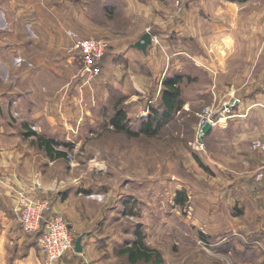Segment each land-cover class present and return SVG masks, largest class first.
<instances>
[{"label":"crops","instance_id":"0c3cea01","mask_svg":"<svg viewBox=\"0 0 264 264\" xmlns=\"http://www.w3.org/2000/svg\"><path fill=\"white\" fill-rule=\"evenodd\" d=\"M68 2L71 4L70 0H0V77L12 76L10 82L0 81V264H46L41 234L27 232L20 219L17 205L23 193L52 198L54 211L66 218L75 241L82 236L81 251L74 247L53 264H124L125 259L116 258L133 246L123 245V238L131 234L128 229H110L105 195L85 196L75 166L79 162L71 163L68 152L58 149V144L47 149L41 140L53 139L74 147L89 130L99 131L109 94L114 99L120 98L121 92L129 96L126 106L130 114L129 105L138 101V89L150 88L152 83L145 75L153 69L139 65L140 61L148 63L141 49L119 46L113 39L102 75L87 84L82 71L66 62L76 54L68 30L74 24L78 27L75 31L87 37L91 31L79 27L98 22L83 10L71 20L72 8L67 12L69 4H65ZM120 2L110 0L109 11L118 9ZM38 3L35 18L31 11ZM164 8L166 15H172L168 7ZM190 8L197 16L200 32L206 33V56L218 57L224 64L218 89L227 90L231 96L235 91L238 96L234 101L229 98L231 103L226 106L231 113L220 118L206 137V167L218 170L220 185L235 188L229 190L230 194L236 191L239 195V187L250 193L245 201L252 213L244 206V197H237L233 201L242 200V205L230 208L235 217L230 216L240 225L229 221L230 226L243 228L244 217L249 215L259 227L264 224V176L257 181L255 175L264 166V159L259 151L252 150L251 141L264 135V0H196ZM121 9L127 18L134 13L127 1ZM148 15V21L160 20L155 11ZM195 20L187 25L190 33L197 31ZM118 54L124 56L125 66L115 60ZM136 57L138 63L133 60ZM151 62L157 70L156 63ZM166 106L163 112L168 110ZM245 222L247 229L249 222ZM141 261L144 259L131 264Z\"/></svg>","mask_w":264,"mask_h":264},{"label":"rangeland","instance_id":"374dc122","mask_svg":"<svg viewBox=\"0 0 264 264\" xmlns=\"http://www.w3.org/2000/svg\"><path fill=\"white\" fill-rule=\"evenodd\" d=\"M70 1L71 4H65H69L67 12L72 8L71 20L75 19L74 15L79 17L81 10L88 18L94 17L97 25L82 24L79 28L91 31L87 37L108 39L110 51L113 39L119 46L132 47L145 33L152 34V43L146 51L141 50L147 54L148 63H139L153 69L147 70L148 75H145L152 84L149 89H138L135 95L138 101L129 105L131 113L126 106L129 96L121 92L120 98L114 99L109 94L105 100L106 117H102L99 131L89 130L74 147L67 142L57 143L58 149L68 152L71 163L79 162L75 166L82 177L85 196L105 195L109 205L106 213L111 215L110 229L131 232L128 238H123V245L134 246L137 242L151 249L160 248L163 264H264V224L259 226L262 229H257V221L249 219V215L244 217L241 229H233L229 223L240 225L231 218L235 216L230 208L242 205V200H233L244 197L245 201L250 193L239 187L236 188L239 195H235L236 191L230 194L229 190L235 188L220 185L218 170L206 168L209 167L206 137L210 133H203L209 119L206 109H213L217 124L220 118L231 113L230 106H226L231 103L229 98L234 101L238 96L235 91L231 96L227 90L218 89L219 71L224 64L218 57L206 56V33L200 32L197 16L190 8L196 0H120L122 3L114 12L109 11L110 0ZM126 1L134 12L130 18L121 12V5H126ZM164 5L172 15H166ZM258 6L262 7V2ZM39 7L40 3L31 11L35 18ZM60 7L63 8V4ZM187 10L189 15L185 13ZM151 11L159 14L156 15L159 21H148ZM85 15L82 17L86 18ZM193 19L196 33H190L187 26ZM262 19L264 27V10ZM183 26L185 29H181ZM69 27L73 31L78 28L74 24ZM178 29L184 30L188 37ZM116 56L115 60L125 66L124 56ZM69 58L67 64L81 72L76 54ZM133 60L138 63V57ZM10 77L1 76L0 81L10 82L11 74ZM173 77L179 78L175 83L180 90L179 101L174 103L171 116L153 132L159 115L157 119L151 118H154L153 113L162 114L163 94L170 88L166 80ZM84 79L87 84L92 81ZM119 107L124 110V121L129 129L120 130L111 122ZM149 120L153 123L152 132H141L143 124ZM84 124L88 127L86 122ZM257 138L251 141L252 150L259 151L264 159V152L254 147L256 141L264 143V135ZM263 168L256 172L257 181L260 173L264 176ZM243 204L246 209L249 207L246 201ZM249 209L251 214V207ZM261 215L264 216V210ZM245 221L249 222L247 229H244ZM114 253L116 257L117 251ZM117 257L131 264L127 254ZM45 263L53 264L47 262L46 256ZM140 264L150 263L141 261Z\"/></svg>","mask_w":264,"mask_h":264},{"label":"built area","instance_id":"2783aa9c","mask_svg":"<svg viewBox=\"0 0 264 264\" xmlns=\"http://www.w3.org/2000/svg\"><path fill=\"white\" fill-rule=\"evenodd\" d=\"M73 39L72 50L78 55L82 73L87 80L102 75V63L110 51V41L101 37H85L80 33L68 30ZM208 121L216 123L212 108L206 109ZM254 147L264 152V143L256 141ZM260 173V179L263 177ZM262 176V177H261ZM41 182H38L40 186ZM33 193V191H29ZM17 209L24 229L27 232H40V247L48 263L59 261L75 247V237L66 218L53 209V199L37 197L23 193L19 197Z\"/></svg>","mask_w":264,"mask_h":264},{"label":"trees","instance_id":"16d2710c","mask_svg":"<svg viewBox=\"0 0 264 264\" xmlns=\"http://www.w3.org/2000/svg\"><path fill=\"white\" fill-rule=\"evenodd\" d=\"M107 57V56H106ZM106 57L104 58V60L106 59ZM104 62V61H103ZM103 64V63H102ZM179 78H167L166 80V85L169 86V89H166V91L163 94V100L165 102L166 106V111L162 112V114L160 113H153L154 118L152 117V119H157L155 118L157 115H159V119L157 121L156 124V129L152 130V121L149 120L148 122H145L142 126V130L141 132H147V133H151L152 131L155 132L156 130L159 129V126L161 124V122H163V120H167L168 116H171L172 114V109H173V105L174 103H176L177 101H179V96H180V90L178 87H175V83H177ZM125 116L124 115V110L123 108L119 107L116 112L115 115L113 116V118L111 119L112 124L120 129V130H126L129 129L127 123L124 121L125 120ZM152 130V131H151ZM155 130V131H154ZM133 133V132H132ZM131 133V134H132ZM43 145L47 148V149H51V147L54 145H56V141L53 139H42L41 140ZM207 168V167H206ZM39 234H41L40 232H38ZM137 243V242H136ZM137 245V246H136ZM134 247L127 249L126 253L128 255V258L134 263L137 262L138 260H143L146 263H150V264H163V257L161 255V252L157 249H151L148 248L147 246H143L141 243L140 244H136Z\"/></svg>","mask_w":264,"mask_h":264},{"label":"water","instance_id":"95a60500","mask_svg":"<svg viewBox=\"0 0 264 264\" xmlns=\"http://www.w3.org/2000/svg\"><path fill=\"white\" fill-rule=\"evenodd\" d=\"M152 43V34L150 32H147L143 35L142 39L140 41H138L136 43V47L143 50V51H146L147 47L149 44ZM212 129V124L208 121L205 126L203 127V133L204 134H207L210 132V130ZM81 240H82V236L81 237H78L75 241V248L78 250V251H81L82 250V245H81Z\"/></svg>","mask_w":264,"mask_h":264},{"label":"bare ground","instance_id":"6f19581e","mask_svg":"<svg viewBox=\"0 0 264 264\" xmlns=\"http://www.w3.org/2000/svg\"><path fill=\"white\" fill-rule=\"evenodd\" d=\"M209 122H211V121H209Z\"/></svg>","mask_w":264,"mask_h":264}]
</instances>
